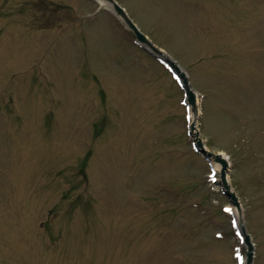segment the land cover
Wrapping results in <instances>:
<instances>
[{
    "label": "rangeland",
    "instance_id": "1",
    "mask_svg": "<svg viewBox=\"0 0 264 264\" xmlns=\"http://www.w3.org/2000/svg\"><path fill=\"white\" fill-rule=\"evenodd\" d=\"M65 1L73 7L60 8L55 16L50 15L47 7L32 3L24 10V17L20 8L23 0H7L5 11L11 12V17L18 15L19 23L29 30V25L36 21L37 33L32 37L35 45L15 36L5 39V45L0 37V264H34L41 254L38 249L43 246L37 239L56 251L69 250L63 263L42 264H130L132 258L135 264H233L231 240L213 239L218 228L229 231L227 219L218 213L219 205L227 200L219 191L206 194L207 186H211L207 182L209 165L202 154L193 153L185 107L179 104L184 91L154 66L143 78L150 81L144 87L139 80L143 66L135 56L129 55L128 61L121 59V51L126 55L125 51L134 50L130 48L133 43H125L126 35L109 22L111 17L102 11L97 18L83 19L71 27L67 23L72 19L71 12L83 17L93 12L96 3ZM118 1L155 44L174 54L184 68L189 67L188 80L198 94L201 111V137L212 151L224 148V153L235 159L228 168V179L238 190L246 221H250L254 241L258 243L253 264H264V0ZM11 26L5 28L7 35L20 30H10ZM80 33L85 43L78 37ZM46 34L60 39L71 37V41L77 38L79 41L73 44L78 46ZM117 40L123 46L121 51L115 45ZM84 54L104 89V100L90 84L83 90L84 97L79 93L74 98L70 90L74 85L72 70L79 60L83 62ZM84 70L91 72L86 67ZM31 80H37L40 86L38 97L46 102L47 114L37 99L27 96L30 91L36 92ZM203 91L209 96L201 98ZM56 96L60 100L53 115L48 102L56 100ZM82 101L88 109L80 128L71 131V107L76 110ZM28 112L36 118L35 131L27 126ZM102 112L108 122L102 138L94 140L92 124L102 120ZM53 125L56 129L62 127V133L53 131ZM86 130L91 143L79 144L72 153L77 157L92 151L85 167L89 176L87 188L102 201L97 213L91 197L82 200L80 209L69 212L81 219L88 207L89 220L85 217L80 224L69 226L65 223L66 206L56 190L46 200L47 193L37 189H51L45 185L42 172L52 164L42 163L39 168L32 163L37 168L32 166L35 169L31 174L22 175V171L29 167V161L41 155L42 144L58 149L59 156L64 154L67 162L69 143L74 145L71 136L80 132V142L87 137ZM54 154L50 151L44 156L52 158ZM19 162L22 165L18 170H11ZM36 169L37 179L33 175ZM57 174L54 171L55 187L59 185ZM166 177L168 184L163 182ZM214 185L217 190L219 185ZM30 186L34 189L28 192ZM163 187L169 190L168 194L178 190L183 195L182 207L173 210V204L155 200H169L168 195L165 197L159 191ZM197 202L202 203L203 209L191 206ZM17 207L21 214L29 211L27 232H20L22 225L11 221V211ZM40 209L41 214L37 212ZM93 215V251L90 247L79 251L78 243H90L80 238L91 226ZM4 216L9 217L7 224L1 222ZM43 216L44 220L39 222L44 221V227L40 228L37 219ZM74 236L78 239L74 240ZM25 246L36 247L33 255L23 253L25 257L32 255V261L7 256L8 247Z\"/></svg>",
    "mask_w": 264,
    "mask_h": 264
},
{
    "label": "water",
    "instance_id": "2",
    "mask_svg": "<svg viewBox=\"0 0 264 264\" xmlns=\"http://www.w3.org/2000/svg\"><path fill=\"white\" fill-rule=\"evenodd\" d=\"M118 10H119V9H118ZM119 11H120V10H119ZM120 12H121V11H120ZM127 23L130 25V27H132V28L135 30L136 34L139 36L140 39L145 40L144 37L141 36V35L137 32V30L133 27V25L131 24L130 21H127Z\"/></svg>",
    "mask_w": 264,
    "mask_h": 264
}]
</instances>
